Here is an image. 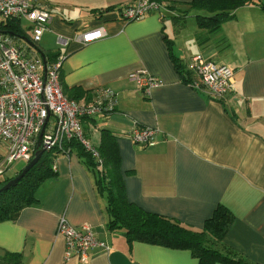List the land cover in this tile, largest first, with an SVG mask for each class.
Returning a JSON list of instances; mask_svg holds the SVG:
<instances>
[{
  "label": "crops",
  "instance_id": "0c3cea01",
  "mask_svg": "<svg viewBox=\"0 0 264 264\" xmlns=\"http://www.w3.org/2000/svg\"><path fill=\"white\" fill-rule=\"evenodd\" d=\"M136 1L40 0L51 19L36 44L24 19L14 20L18 35L0 38L12 36L45 63L61 56L63 92L80 104L97 99L99 89L112 91L113 107L81 124L105 166L119 165L129 202L195 230L224 207L231 221L223 254L237 264H264V0H247L213 31L198 16L214 12L192 0H154L158 10L121 20L119 10ZM97 26L105 29L101 39L85 45L75 39ZM196 54L231 66L234 90L215 99L193 87L196 78L185 63ZM137 69L162 84L139 89L128 79ZM133 125L156 128L155 144L133 143ZM67 144L45 152L53 174L36 190L37 201L0 221V256L19 254V264H198L188 249L129 243L121 229L109 230L96 174ZM17 162L0 179L15 177ZM61 218L75 228L88 224L109 249H89L84 262L65 258ZM15 261L6 256L0 264Z\"/></svg>",
  "mask_w": 264,
  "mask_h": 264
},
{
  "label": "built area",
  "instance_id": "2783aa9c",
  "mask_svg": "<svg viewBox=\"0 0 264 264\" xmlns=\"http://www.w3.org/2000/svg\"><path fill=\"white\" fill-rule=\"evenodd\" d=\"M154 0H137L119 10L125 22L143 17L158 10ZM24 19L31 24V41L36 44L47 29L51 14L40 0H0V21ZM105 35L103 26L90 28L76 36L85 45ZM67 45L66 40H59ZM61 56L45 63L33 50L16 44L13 37L0 38V177L17 161L27 163L33 157L39 133L41 148L45 152L62 150L69 141H76L95 156L93 144L86 138L81 119L106 113L113 107L112 91L99 89V96L91 102L80 104L69 99L61 85ZM45 68V70H44ZM185 68L195 76L193 87H202L215 99H221L234 90V69L207 59L202 54L190 57ZM128 79L139 89L157 87L162 81L144 69L128 74ZM156 128L133 125L130 140L149 147L155 144ZM58 232L65 241V258L88 257V250L99 247L108 250L106 242L98 240L88 224L79 228L69 225L64 218L58 223Z\"/></svg>",
  "mask_w": 264,
  "mask_h": 264
},
{
  "label": "trees",
  "instance_id": "16d2710c",
  "mask_svg": "<svg viewBox=\"0 0 264 264\" xmlns=\"http://www.w3.org/2000/svg\"><path fill=\"white\" fill-rule=\"evenodd\" d=\"M246 1L192 0L191 3L214 12L213 15L207 17L198 16V24L213 31L231 15L229 13L231 10ZM16 27L14 20L0 21V33L18 35ZM178 71L181 72L180 69ZM69 144H74L79 154L85 159L87 166L96 174L98 188L106 198L109 230L121 229L129 243L143 241L172 248L188 249L198 259V264H214L218 261L237 264L223 254V249L226 248L221 241L231 221V214L226 208H215L212 216L205 220L201 230L192 229L166 216L144 211L125 197L122 173L115 160H112L108 168L102 159L100 148L94 146L97 152L95 156L76 141H70L67 145ZM47 153L44 151L37 163L16 184L0 191V221L15 219L23 208L37 201L36 190L45 179L53 174ZM21 169L22 167L17 173ZM12 177L0 179V188ZM6 256H14L15 262L20 263L19 254L5 253L0 256V259Z\"/></svg>",
  "mask_w": 264,
  "mask_h": 264
},
{
  "label": "water",
  "instance_id": "95a60500",
  "mask_svg": "<svg viewBox=\"0 0 264 264\" xmlns=\"http://www.w3.org/2000/svg\"><path fill=\"white\" fill-rule=\"evenodd\" d=\"M43 58V57H42ZM42 62L45 66V59L43 58L42 59ZM45 70V68H44ZM41 135H42V130L41 132L39 133V136H38V142H37V145H36V150L34 151V154H33V157L30 161H28L24 166L23 168L21 169V171L13 178L9 179L1 188H0V191L1 190H6L7 188H9L10 186L16 184L22 177L23 175L33 166L37 163V161L39 160L40 156L42 155V153L44 152V150L41 148V145H40V139H41Z\"/></svg>",
  "mask_w": 264,
  "mask_h": 264
},
{
  "label": "rangeland",
  "instance_id": "374dc122",
  "mask_svg": "<svg viewBox=\"0 0 264 264\" xmlns=\"http://www.w3.org/2000/svg\"><path fill=\"white\" fill-rule=\"evenodd\" d=\"M25 163L24 162H17L15 165H17L16 169H20Z\"/></svg>",
  "mask_w": 264,
  "mask_h": 264
}]
</instances>
